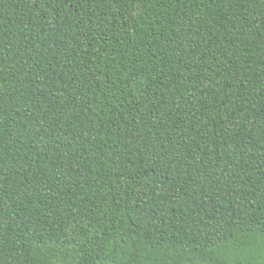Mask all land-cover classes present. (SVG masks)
Returning a JSON list of instances; mask_svg holds the SVG:
<instances>
[{"label": "trees", "instance_id": "obj_1", "mask_svg": "<svg viewBox=\"0 0 264 264\" xmlns=\"http://www.w3.org/2000/svg\"><path fill=\"white\" fill-rule=\"evenodd\" d=\"M0 264H264V0H0Z\"/></svg>", "mask_w": 264, "mask_h": 264}]
</instances>
